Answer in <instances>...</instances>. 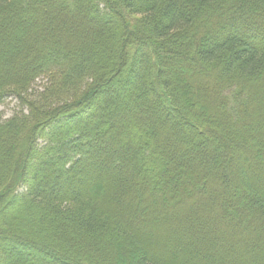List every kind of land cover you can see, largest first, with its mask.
Wrapping results in <instances>:
<instances>
[{
    "label": "trees",
    "instance_id": "obj_1",
    "mask_svg": "<svg viewBox=\"0 0 264 264\" xmlns=\"http://www.w3.org/2000/svg\"><path fill=\"white\" fill-rule=\"evenodd\" d=\"M10 96L0 264H264V0H0Z\"/></svg>",
    "mask_w": 264,
    "mask_h": 264
},
{
    "label": "rangeland",
    "instance_id": "obj_2",
    "mask_svg": "<svg viewBox=\"0 0 264 264\" xmlns=\"http://www.w3.org/2000/svg\"><path fill=\"white\" fill-rule=\"evenodd\" d=\"M174 79L178 82H180L179 73H174ZM47 80L46 78H38L35 83L33 84L32 89L29 90V92L32 94V96H37L41 91L44 90L46 86ZM20 101L13 97H7L5 101L0 105V115L3 118L11 117L16 111L20 108Z\"/></svg>",
    "mask_w": 264,
    "mask_h": 264
}]
</instances>
